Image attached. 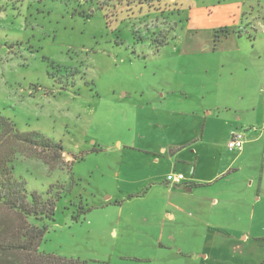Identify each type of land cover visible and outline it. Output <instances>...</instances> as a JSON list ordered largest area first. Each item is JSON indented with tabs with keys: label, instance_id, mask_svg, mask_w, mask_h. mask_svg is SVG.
Here are the masks:
<instances>
[{
	"label": "rangeland",
	"instance_id": "1",
	"mask_svg": "<svg viewBox=\"0 0 264 264\" xmlns=\"http://www.w3.org/2000/svg\"><path fill=\"white\" fill-rule=\"evenodd\" d=\"M186 24L171 0H0V113L20 131H38L64 149L58 157L15 144L14 174L44 196L70 183L55 220L47 222L40 251L89 264H264V241H242L241 234L239 240L207 226L206 238L178 236L170 242L175 249L160 250L142 227L143 218L155 215L138 209V186L155 179L156 169L142 161L139 127L150 128L153 117L135 106L160 91L169 95L168 107L183 109L182 93L195 88L193 77L208 75L209 81L216 70L207 74L201 58L222 56L229 63L225 76L234 69L237 77L259 76L246 60L258 53L264 59V31L245 34L235 52L220 55L210 46L203 54L184 44ZM261 110L255 127L262 132ZM249 121L239 118L231 129L244 131ZM209 122L217 131L230 130V124ZM123 198L131 202L120 207ZM80 205L94 211L76 221ZM92 216L98 220L94 229ZM179 243L187 252H178ZM195 244L208 253L188 250Z\"/></svg>",
	"mask_w": 264,
	"mask_h": 264
},
{
	"label": "crops",
	"instance_id": "2",
	"mask_svg": "<svg viewBox=\"0 0 264 264\" xmlns=\"http://www.w3.org/2000/svg\"><path fill=\"white\" fill-rule=\"evenodd\" d=\"M171 1L184 12L187 22L184 44L189 50L206 54L212 46L220 55L235 52L242 49L241 39L245 34L252 38L254 32L264 31V0ZM246 61L259 76L237 77L234 69L225 76L223 69L229 63L222 56L201 58L207 74L216 70L209 81L208 75L193 77L195 88L182 93L183 109L168 107L169 95L160 91L151 100L135 106L142 116L153 117L150 128L145 124L139 128L145 146L142 161L156 169V175L155 179L146 181L144 187L138 186L137 196L141 200L138 209L142 210V215L146 211L155 215L151 221L143 218L142 227L160 250L175 249L176 243L170 242L178 236L187 241L206 238L207 226L215 227L220 233L237 234L239 240L243 235L242 241H264V130L251 127H255V120L260 118L261 108L264 109L261 70L264 59L262 53H258L250 62ZM238 81L245 85H235ZM221 91L226 97L219 100ZM208 94H213L214 98L210 106L207 105ZM244 116L249 118L250 127L244 129L243 148H226L234 132L231 128ZM212 119L230 124V130L217 131L216 122H209ZM172 172L185 175L183 184L173 186L165 182ZM148 182L151 183L147 185ZM124 200L131 202L123 198L120 207L124 206ZM106 207L103 204L94 209ZM97 223L92 216L91 229ZM114 230L117 234V227L111 233ZM201 247L205 245H189L188 250ZM203 251L206 252L205 248ZM178 252H187L181 243ZM263 260L264 255L260 262Z\"/></svg>",
	"mask_w": 264,
	"mask_h": 264
},
{
	"label": "trees",
	"instance_id": "3",
	"mask_svg": "<svg viewBox=\"0 0 264 264\" xmlns=\"http://www.w3.org/2000/svg\"><path fill=\"white\" fill-rule=\"evenodd\" d=\"M15 144L42 147L58 157L64 150L60 143L38 131H20L10 118L0 113V148L6 147L0 155V264H89L80 258L40 251L49 228L47 222L55 220L57 203L69 190L70 183L56 195L50 191L49 196H44L37 190H29L27 181L14 174ZM91 209L80 205L74 220H81Z\"/></svg>",
	"mask_w": 264,
	"mask_h": 264
},
{
	"label": "built area",
	"instance_id": "4",
	"mask_svg": "<svg viewBox=\"0 0 264 264\" xmlns=\"http://www.w3.org/2000/svg\"><path fill=\"white\" fill-rule=\"evenodd\" d=\"M252 129L256 130V127H253ZM245 131H234L232 132V135L230 137V140L228 142V147L232 150H241L245 143ZM185 180V175L182 173H169L166 176L165 182H167L169 185H179L183 184Z\"/></svg>",
	"mask_w": 264,
	"mask_h": 264
}]
</instances>
